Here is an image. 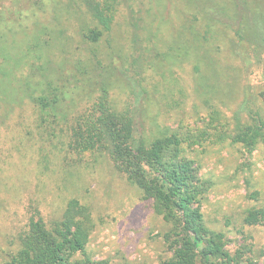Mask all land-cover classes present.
<instances>
[{"label":"rangeland","instance_id":"obj_1","mask_svg":"<svg viewBox=\"0 0 264 264\" xmlns=\"http://www.w3.org/2000/svg\"><path fill=\"white\" fill-rule=\"evenodd\" d=\"M14 1L0 0V14ZM67 1L18 0L13 7L29 32L36 21L57 18L59 31L48 30L44 49L33 52L54 62L97 54L108 65L113 49L138 58L146 43L147 93L135 94L127 75L123 83L110 80L109 97L115 110H144L148 135L158 125L231 134L238 122L252 121L251 110L264 118V0H120L109 35L113 49L107 37L79 40L73 31L90 22L89 13L80 0L73 7ZM171 46L179 50L166 58ZM29 69L19 63L16 76ZM185 154L213 182L198 203L206 225L224 234L229 252L245 250L243 264L248 258L264 264V225L244 223L250 209L264 207V146L250 149L210 136ZM67 212L74 229L86 232L85 248L74 256L83 264H167L173 256L167 238L172 224L108 152L70 150L67 134L52 131L32 101L8 87L0 93V264L18 254L31 217L50 223Z\"/></svg>","mask_w":264,"mask_h":264},{"label":"trees","instance_id":"obj_2","mask_svg":"<svg viewBox=\"0 0 264 264\" xmlns=\"http://www.w3.org/2000/svg\"><path fill=\"white\" fill-rule=\"evenodd\" d=\"M80 2L89 13L90 22L81 26L79 31L75 28L73 33L85 43H98L107 37L111 44L109 35L122 1ZM12 3V7L0 14V93L9 87L31 100L38 108L42 122L47 121L52 131L60 129L67 134L70 150L108 152L127 178L147 198L153 199L156 211L172 224L167 238L173 256L167 264H243L245 250L237 248L229 252L223 245L224 234L206 225L198 203L213 182L198 173L194 160L185 151L187 147L202 144L210 136L230 137L233 142L250 149L261 144L264 146V118L260 112L251 110L252 121L243 126L238 122L231 134L208 133L205 129L201 132L182 131L158 125L156 132L148 135L144 110H115L109 97L110 80L115 78L123 83L120 79H126L127 75L132 78L127 84L135 88V94L143 97L147 93L144 82L145 70L149 66L142 62L149 51L146 43L141 42L142 51L138 58L132 51L130 54L116 52L111 44L114 55L108 65L97 54H91L89 58L68 56L56 62L43 59L44 53L33 51L44 49L48 43L45 37L48 30L59 31L56 16L49 24L36 21L29 32L25 25L18 24V9L13 8L18 6V0ZM67 3L73 7L74 1L68 0ZM57 10L55 8L54 12ZM3 21L9 24L6 31L1 28ZM238 34L244 41L240 29ZM176 50L179 48L171 46L165 57L170 58ZM244 60L249 69V59ZM23 61L30 69L25 76L18 78V66ZM154 66L156 71H162L164 67ZM258 194L257 190L250 196L255 198ZM244 223L264 225V207L250 209ZM86 240L85 231L74 229L69 212L50 223L43 217H31L27 228L20 234L18 254L9 264H83L74 256L85 248ZM248 262L246 264H256L252 258H248Z\"/></svg>","mask_w":264,"mask_h":264}]
</instances>
